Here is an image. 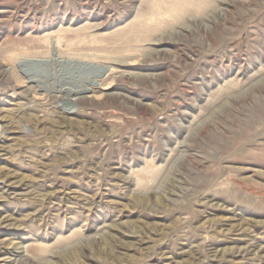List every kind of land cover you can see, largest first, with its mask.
Listing matches in <instances>:
<instances>
[{
	"label": "rangeland",
	"instance_id": "374dc122",
	"mask_svg": "<svg viewBox=\"0 0 264 264\" xmlns=\"http://www.w3.org/2000/svg\"><path fill=\"white\" fill-rule=\"evenodd\" d=\"M0 264H264V0H0Z\"/></svg>",
	"mask_w": 264,
	"mask_h": 264
},
{
	"label": "bare ground",
	"instance_id": "6f19581e",
	"mask_svg": "<svg viewBox=\"0 0 264 264\" xmlns=\"http://www.w3.org/2000/svg\"><path fill=\"white\" fill-rule=\"evenodd\" d=\"M54 43V42H53ZM55 46V45H54ZM27 59V58H26ZM52 60V59H51ZM55 60L57 61V62H67V61H65L64 59H61V58H59L58 59V57H56L55 58ZM35 61H37V62H40V61H42V59H35V60H29V61H26L25 59L24 60H21L20 61V63H22L24 66L26 65V64H28V63H32V62H35ZM44 61V60H43ZM46 61V60H45ZM70 63H73V62H68L67 64L68 65H70ZM74 64H78L79 66H83V67H91V68H95L96 70H98L99 72H105L106 70H107V67H105V66H102V65H100V66H98V65H93V64H91V63H85V62H75ZM17 65V64H16ZM9 70V69H8ZM21 70H23L24 71V74H25V76L27 77V79H29V81L30 82H36L37 80H35L31 75H29V74H27L28 73V71H29V69L27 70V69H24V68H20V71ZM22 72V71H21ZM89 82L81 89V90H75V91H73L72 90V92H71V94H73V95H75V94H80V93H86L87 95H85V96H87V97H91L92 96V94H91V92H92V88H95V86H98V82H97V80H95V79H90V80H88ZM37 83V82H36ZM92 86H94V87H92ZM70 95V94H69ZM79 96V95H78ZM73 97V96H72ZM78 98V97H77ZM85 98V97H84ZM74 99H75V97H74ZM74 99L73 98H68V102L71 104V105H75V102L77 101V100H75L74 101ZM79 99V98H78ZM90 99V98H89ZM72 109V108H71ZM74 109V108H73ZM70 111V110H69ZM72 111V110H71ZM99 236V235H98ZM98 236H95V237H98ZM20 254H22V256H25L24 254V252H20Z\"/></svg>",
	"mask_w": 264,
	"mask_h": 264
}]
</instances>
